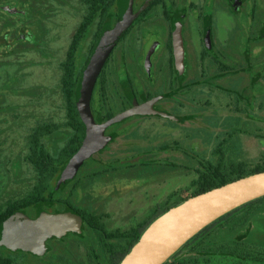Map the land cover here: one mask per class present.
<instances>
[{
	"label": "rangeland",
	"instance_id": "374dc122",
	"mask_svg": "<svg viewBox=\"0 0 264 264\" xmlns=\"http://www.w3.org/2000/svg\"><path fill=\"white\" fill-rule=\"evenodd\" d=\"M146 1L135 0L133 13ZM88 9L86 0H0V207L30 199L38 187L29 160L33 137L45 134L40 140L56 158L74 136L62 64ZM118 9L102 27L99 16L92 20L77 53L78 71L96 36L114 29ZM103 77L106 93L101 80L91 100L94 122L108 124L109 114L119 120L73 177L66 172L75 155L50 171L42 199L21 210L25 218L71 213L68 201L98 216L107 232L142 231L198 192V161H226L233 147L249 172L259 164L264 0H164L117 45ZM78 181L84 186L74 190ZM77 216L78 233L52 235L41 254L23 257L36 264L53 255L96 264V254L105 262L98 235ZM233 240L264 244V211ZM9 251L0 246V257Z\"/></svg>",
	"mask_w": 264,
	"mask_h": 264
},
{
	"label": "trees",
	"instance_id": "16d2710c",
	"mask_svg": "<svg viewBox=\"0 0 264 264\" xmlns=\"http://www.w3.org/2000/svg\"><path fill=\"white\" fill-rule=\"evenodd\" d=\"M163 1L164 0H154L139 17H144L149 10ZM86 3L89 8V13L81 25L82 31L75 36L68 50L66 60L62 64L63 77L61 84L63 94L68 103V126L74 131V136L56 158L51 155L40 140L45 134L42 136V134L39 133L36 137H33L29 160L38 175V187L35 189L30 199L27 198L22 201L12 200L0 207V226L15 214L20 213L22 209L34 206L40 201L45 190L44 179L48 176L50 171L57 169V167L76 155L83 144L84 127L76 104V93L82 73L94 48L100 41L99 35L96 36L93 47L88 54L86 64L79 71L77 68V53L83 35L90 26L92 20L96 16H99L101 21L100 25L102 27L109 11L116 5L119 8V0H86ZM169 50L171 51V48H169ZM104 70L105 68L98 78L99 80L102 79L101 91H103V94L106 93V82L103 77ZM97 84L98 83H96V85ZM108 118L112 120L114 116L109 114ZM230 151L233 153L234 157L223 162L220 161L217 164L206 160L198 161L201 166V171H197L199 175L196 184L198 192L194 196L206 193L241 178L264 172V153L259 160V164L255 166L252 172H249L247 170V162L240 159L242 153L235 150L233 151V147L230 148ZM222 152L223 150L220 149L218 153L221 155L223 154ZM86 163L87 161L83 166ZM82 186H84V183L78 181L74 184V190ZM187 199L189 198L181 199L176 206ZM66 204L70 209L75 210L74 212H78L77 214L82 216L87 225L98 235L100 245L105 252L106 260L103 262L101 256L95 254L96 264H120L123 258L131 251L132 247L138 243L145 230L158 218L156 217L147 223V226L142 231L129 230L126 232H107L98 216L83 211L68 201ZM263 211L264 196L228 212L198 232L164 264H264V244L249 242L247 240H233V236H236V234L245 229L251 220ZM90 251L94 253L93 250ZM9 252H11L12 255L0 257V264H36L30 260L27 261L23 257L24 254L22 253L24 252L18 254L12 251ZM40 264L84 263L53 255L47 261L41 262Z\"/></svg>",
	"mask_w": 264,
	"mask_h": 264
},
{
	"label": "water",
	"instance_id": "95a60500",
	"mask_svg": "<svg viewBox=\"0 0 264 264\" xmlns=\"http://www.w3.org/2000/svg\"><path fill=\"white\" fill-rule=\"evenodd\" d=\"M154 0H147L137 14L135 0H119L117 22L112 32L94 48L82 73L76 104L84 127L81 148L70 161L66 175L73 177L102 145L106 128L119 120L97 125L91 111V98L98 78L110 55L135 20ZM264 196V172L253 174L206 193L193 196L159 216L142 234L138 243L120 264H164L191 238L228 212ZM81 223L75 214L40 215L36 221L17 213L0 226V246L12 252L41 254L52 235L78 233Z\"/></svg>",
	"mask_w": 264,
	"mask_h": 264
},
{
	"label": "flooded vegetation",
	"instance_id": "af4514ba",
	"mask_svg": "<svg viewBox=\"0 0 264 264\" xmlns=\"http://www.w3.org/2000/svg\"><path fill=\"white\" fill-rule=\"evenodd\" d=\"M152 9H153V8H152ZM152 9L149 10V11L147 12V14H145L144 17H142V18L138 17V19L135 20V22L133 23V25L131 26V28L128 30V32H127L126 35L121 39L120 42H122V41L126 38V36L128 35V33L130 32L131 29H133L136 25H138L139 23H141V22H143V21L145 20V18L150 14V12L152 11ZM165 14H166V21H167V22H170V20L168 19V13L165 12ZM120 42H119V43H120ZM116 48H117V47H116ZM116 48L114 49V51L112 52V54L110 55V57H109L108 60H110V58H111V56L114 54ZM107 63H108V61L106 62V65H105L104 68H106ZM101 80H102V79H100V80L98 79L97 83H99ZM101 83H102V82H101ZM96 88H97V85L95 86V89H94L95 91H96ZM95 91H93L92 97H93ZM91 100H92V98H91ZM68 208H69V207H68ZM69 209H70V208H69ZM71 214L78 215L76 212L74 213V211L71 212ZM6 249H7V248H6Z\"/></svg>",
	"mask_w": 264,
	"mask_h": 264
}]
</instances>
